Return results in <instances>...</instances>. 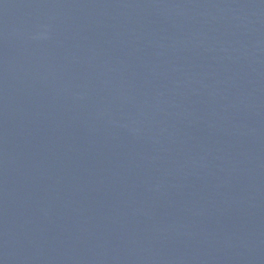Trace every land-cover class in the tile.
Returning <instances> with one entry per match:
<instances>
[{"label":"water","instance_id":"95a60500","mask_svg":"<svg viewBox=\"0 0 264 264\" xmlns=\"http://www.w3.org/2000/svg\"><path fill=\"white\" fill-rule=\"evenodd\" d=\"M0 264H264V0H0Z\"/></svg>","mask_w":264,"mask_h":264}]
</instances>
